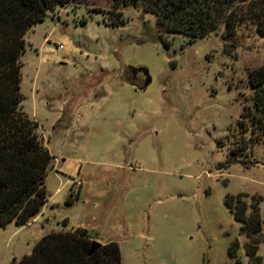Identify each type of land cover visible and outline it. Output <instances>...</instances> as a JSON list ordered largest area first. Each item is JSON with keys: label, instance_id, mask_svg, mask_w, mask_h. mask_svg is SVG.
<instances>
[{"label": "rangeland", "instance_id": "374dc122", "mask_svg": "<svg viewBox=\"0 0 264 264\" xmlns=\"http://www.w3.org/2000/svg\"><path fill=\"white\" fill-rule=\"evenodd\" d=\"M118 12L124 23L106 25ZM154 28L139 8L73 0L24 33L19 106L54 158L40 210L0 227V264H18L46 233L77 228L117 243L121 264H249L224 199L259 196L264 235V144L241 118L264 34L240 23L227 53L221 29L168 34L164 47L150 39ZM130 68L146 69L149 83ZM233 241L238 262L227 254ZM257 254L264 264V241Z\"/></svg>", "mask_w": 264, "mask_h": 264}, {"label": "trees", "instance_id": "16d2710c", "mask_svg": "<svg viewBox=\"0 0 264 264\" xmlns=\"http://www.w3.org/2000/svg\"><path fill=\"white\" fill-rule=\"evenodd\" d=\"M73 0H0V227L13 222L25 225L46 201L44 178L54 158L42 145L37 134V123L28 118L19 106L20 62L24 51L23 35L29 27L41 22L44 10ZM111 8L132 6L155 17V28L149 30L150 39L164 47L168 34L179 33L203 38L219 29L224 41L223 50L230 53L235 28L244 21L255 23L264 34V0H109ZM106 25L117 27L124 23L121 13ZM230 43V45L226 44ZM252 89L250 105L243 106L241 118L246 119L255 140L264 144V65L247 74ZM242 119L241 130H247ZM240 150V149H239ZM79 189L77 190L78 194ZM69 195H72L70 191ZM227 195L224 204L245 236L244 254L249 264H261L257 254L262 234L261 198ZM70 203L68 197L65 201ZM90 238L85 229L49 232L41 236L31 252L23 255L18 264H121L117 243H102L89 253ZM238 247L233 241L227 248L235 258ZM14 264V263H11Z\"/></svg>", "mask_w": 264, "mask_h": 264}, {"label": "water", "instance_id": "95a60500", "mask_svg": "<svg viewBox=\"0 0 264 264\" xmlns=\"http://www.w3.org/2000/svg\"><path fill=\"white\" fill-rule=\"evenodd\" d=\"M131 69V73L134 74L135 72H142V74L145 76V80L143 83V87H145L148 83H149V77L147 75V70L144 68H130ZM101 245V243L92 240L90 243V247H89V253L94 252L97 248H99V246Z\"/></svg>", "mask_w": 264, "mask_h": 264}, {"label": "built area", "instance_id": "2783aa9c", "mask_svg": "<svg viewBox=\"0 0 264 264\" xmlns=\"http://www.w3.org/2000/svg\"><path fill=\"white\" fill-rule=\"evenodd\" d=\"M60 47H61V45L58 46V48H60ZM73 183H74L75 185H80V179H79L78 177L74 178V179H73Z\"/></svg>", "mask_w": 264, "mask_h": 264}, {"label": "flooded vegetation", "instance_id": "af4514ba", "mask_svg": "<svg viewBox=\"0 0 264 264\" xmlns=\"http://www.w3.org/2000/svg\"><path fill=\"white\" fill-rule=\"evenodd\" d=\"M137 72H135L134 74H132V77L135 78V75H136Z\"/></svg>", "mask_w": 264, "mask_h": 264}]
</instances>
